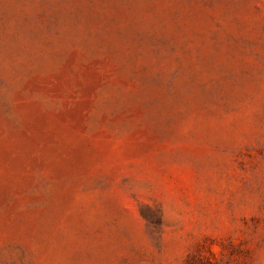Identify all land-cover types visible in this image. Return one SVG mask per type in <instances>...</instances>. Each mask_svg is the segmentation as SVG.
<instances>
[{"label":"rangeland","instance_id":"rangeland-1","mask_svg":"<svg viewBox=\"0 0 264 264\" xmlns=\"http://www.w3.org/2000/svg\"><path fill=\"white\" fill-rule=\"evenodd\" d=\"M0 264H264V0H0Z\"/></svg>","mask_w":264,"mask_h":264}]
</instances>
